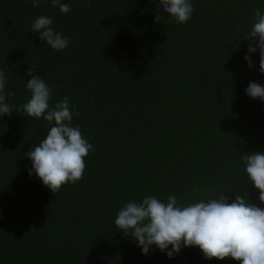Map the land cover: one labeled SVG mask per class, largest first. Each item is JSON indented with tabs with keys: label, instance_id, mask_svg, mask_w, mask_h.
Here are the masks:
<instances>
[{
	"label": "trees",
	"instance_id": "obj_1",
	"mask_svg": "<svg viewBox=\"0 0 264 264\" xmlns=\"http://www.w3.org/2000/svg\"><path fill=\"white\" fill-rule=\"evenodd\" d=\"M65 2L71 10L62 14L48 0L35 8L0 0L8 102L27 101V69L36 66L50 104L67 96L80 110L73 125L93 145L82 178L54 194L28 174L25 155L48 122L22 109L0 117V264H240L205 259L198 246L171 259L155 247L144 255L114 218L145 195L191 201L197 185L249 192L260 205L240 157L264 152V101L245 94L250 81L264 85L259 52L253 67L244 60V35L264 0H191L184 23L170 22L158 0ZM37 15L52 17L70 37L67 48L54 50L30 30Z\"/></svg>",
	"mask_w": 264,
	"mask_h": 264
},
{
	"label": "clouds",
	"instance_id": "obj_2",
	"mask_svg": "<svg viewBox=\"0 0 264 264\" xmlns=\"http://www.w3.org/2000/svg\"><path fill=\"white\" fill-rule=\"evenodd\" d=\"M44 2L30 0L34 8ZM48 2L52 7H58L62 14L71 10L65 0ZM158 4L169 14L170 22H187L193 13L191 0H158ZM253 16L254 20L244 35L250 41L244 60L253 67L251 54L258 51L259 72L264 73V10L255 9ZM155 19L159 21V16L156 15ZM52 24V17L37 15L31 21L30 30L54 50L67 48L70 37ZM36 69L34 65L27 69L30 78L25 79L24 87L30 96L22 105L16 106L8 102L7 98L14 93L6 89V75L0 69V117L14 111L21 114L22 109L27 116L48 122L50 127L44 138L33 144L25 155L31 161L28 174L35 173L55 194L62 185L82 178L84 158L93 150V145L81 133L79 125H73V117L79 116L80 110L74 103L70 104L67 96L50 104L52 89L43 75L35 73ZM245 94L264 101V85L250 81ZM240 160L248 184L258 190L259 206L250 201L249 192L242 196L228 189L213 191L208 186L197 185L193 188L197 195L188 202L174 194L165 199L145 195L139 200L126 201L115 215V227L131 237L144 255L155 247L171 259L184 247L198 246L208 260L232 258L239 260L240 264H264V152H244ZM225 191L236 193L235 198L225 195ZM204 193L212 194L205 196Z\"/></svg>",
	"mask_w": 264,
	"mask_h": 264
}]
</instances>
